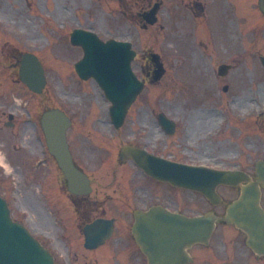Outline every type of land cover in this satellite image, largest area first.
Listing matches in <instances>:
<instances>
[{
	"label": "rangeland",
	"instance_id": "obj_1",
	"mask_svg": "<svg viewBox=\"0 0 264 264\" xmlns=\"http://www.w3.org/2000/svg\"><path fill=\"white\" fill-rule=\"evenodd\" d=\"M222 1L213 0L211 4L215 5L217 10L210 9V15L206 10V14L196 20L188 18L179 27L176 25L174 33L162 39V32L158 27L138 31L133 24L125 23L126 18L118 10L115 0H0V27L5 29H3L5 34L0 30V79L2 82L5 75L14 82L13 90L12 87L7 89L5 87V90L1 85L0 94L5 90L10 96L17 94L19 97L24 96L23 100L29 97L35 112L39 113L46 107L62 106L76 123L68 136L71 147H74L75 157L78 158L77 145L80 143L78 122L83 120L87 128L84 133L87 134V130L92 129L89 137L93 134L99 137V131L107 129L108 123L101 125L95 121L93 124L95 115L104 117L105 103L93 81L83 82L76 77L72 65L73 61L81 56L82 51L80 47L70 44L69 32L75 26L101 30L104 36L108 33L104 30H110L117 36H127V32L130 31L138 42L136 48L143 51L152 47L168 61L167 74L162 81L147 85L134 104L142 107L137 110L139 112H136V117L141 116L140 111H150L149 117H153L151 108L155 109L154 112L165 110L170 115L183 116V124L180 125L178 133L183 141L178 144L171 140L168 142L169 147L183 144L187 146L184 142L187 131L189 136L191 134V141L197 143L194 148L196 155L190 159L208 160L219 164L239 163L232 158L234 153H238L236 144L238 141L243 148L253 151L251 153L253 156L264 152V134H261L264 133V127L261 122L255 125L251 119L245 125H232L238 123L233 107L239 106L240 109H244L253 104L255 97L264 101V67L259 60V56L264 55V32L258 30V25L263 23L264 26V22H261L260 17V20L257 19L258 15L262 19L264 17L256 9L257 0ZM252 5L256 6L254 15L250 9ZM208 18L209 21L206 22ZM192 27L195 29L194 32H191ZM4 39L6 42H3ZM184 39L185 42L182 44ZM12 49L14 54L21 50L32 51L43 62L48 84L40 95L26 91L23 95L20 91L16 70L11 67L14 61L10 56ZM179 54L185 56L186 63L183 65L175 59L180 58ZM222 62L235 66L224 78L216 73L217 66ZM195 74L200 76L199 81ZM192 80L197 82L196 85H192ZM3 83L8 86V83ZM224 84H228L230 89L226 93L222 89ZM229 98H234V101L228 102ZM200 111L205 113L213 111L215 119L204 121L198 113ZM227 118L230 120L226 126L228 129L221 133ZM126 124H131L129 119L126 120ZM129 128L134 129L131 125ZM258 129L261 130L260 133ZM211 130L214 133L213 141L206 136V132ZM227 133L230 138L227 137ZM5 134L4 144H0V154L5 156L6 151L13 153L15 161L21 160V166L13 165L9 169L0 167V193L9 201L15 217L26 220V215L21 214L25 209L31 217L33 215L35 219L37 217L34 229L44 228L59 237L62 228L55 226V222L53 224V220H56V217L55 219L53 217L56 209L61 219L58 220L59 223H62L61 215L65 214L67 218L72 219L74 213L65 194L57 187L56 181L60 179L58 169L52 163L41 166L37 172L30 167L31 162L39 154V143L33 135L32 128L17 126L6 130ZM125 134L121 130L120 138L118 135L115 140L105 142H116L119 145L124 142L122 137ZM147 136L151 140L153 133L149 132ZM100 139L97 140V148L105 143ZM14 148L17 151H14ZM99 151L104 155L101 149ZM245 153L247 159L250 152L247 150ZM158 189L165 190L163 187ZM182 198L178 196V199ZM57 204L60 209L56 208ZM192 207L193 211H198L206 206L198 201ZM30 223L33 227L34 222ZM67 224L68 222H65V225ZM70 228L68 225L69 230ZM231 237L233 234L229 233L225 239ZM217 243L218 241H215V244ZM221 247L220 243L219 247H211L209 251L201 250L214 253L216 250L221 251ZM60 248L59 245L55 251L60 255L61 264H65V255L59 251ZM108 249H113V245L102 246L95 251L87 252L86 255L99 258V261L93 262L94 264H110L113 261L107 256ZM207 252L202 253L199 259L201 264H208L205 258ZM82 257V255L77 257L75 264L89 263V258L85 262ZM243 257L242 253L238 255L239 263L245 262ZM132 261H136V257L132 256L129 262ZM251 263L246 255V264ZM233 264H236V261ZM259 264H264V260Z\"/></svg>",
	"mask_w": 264,
	"mask_h": 264
},
{
	"label": "water",
	"instance_id": "obj_2",
	"mask_svg": "<svg viewBox=\"0 0 264 264\" xmlns=\"http://www.w3.org/2000/svg\"><path fill=\"white\" fill-rule=\"evenodd\" d=\"M39 74L42 75L41 66L34 55H25L24 62L21 67L22 78L29 83L40 85L43 82L38 78ZM57 111H49L42 118V125L45 131L50 151L56 157L59 165L63 169L66 178L69 182V188L72 191H79L80 177L79 172L74 168L71 157L67 148L64 136V128L67 126L68 121L65 116L58 115ZM234 175L223 174L219 180L232 181L235 180ZM199 189L208 192L209 188L198 187ZM254 190L244 191L241 198L234 202L228 209L229 221H234L238 226L246 230L250 236L248 242L254 246L257 245L259 251L264 252V214L258 206V193ZM159 217L149 218V214L137 215V226L142 230L143 226L148 225L151 234H157V239L164 238L163 243H167V238L171 235L173 238H178L183 242L185 239H206L212 227V218L210 214L201 220H190L183 216L174 217L173 215L159 212ZM7 223L12 225V221L7 217ZM159 223V224H158ZM140 244L143 245L146 239L143 233L137 236ZM188 240V241H189ZM39 252H44L41 247H38ZM170 247L161 248V250H169ZM167 252H161V254ZM168 258H166L167 260ZM165 260V261H166Z\"/></svg>",
	"mask_w": 264,
	"mask_h": 264
},
{
	"label": "flooded vegetation",
	"instance_id": "obj_3",
	"mask_svg": "<svg viewBox=\"0 0 264 264\" xmlns=\"http://www.w3.org/2000/svg\"><path fill=\"white\" fill-rule=\"evenodd\" d=\"M16 64H17V61L15 63H13V65H16ZM5 105H6L5 102H0V125H2L4 127L6 125L7 119L8 120L10 119L11 122H12V119H14L13 124H10V125H15L16 124L15 119L17 120L18 118L15 116L14 117L11 116V118H10L9 112H7V114H5V112H6L4 109ZM3 116H7V117H5L6 119L2 120ZM129 176H127L125 178V180H123L122 182H119L116 185V187L113 190L114 193L107 194L105 188H102V187L97 188L96 196L98 198H97V200H93V203L95 205H101L98 201H101L100 198L103 196H104V200H105L104 205L109 206V207H107L109 209L113 208V206H116L118 204L129 203V201L131 199H130L128 192L123 189L124 183L136 184L137 186H139L137 188L139 191H142L143 194L148 193L149 190L146 187H141L142 185L146 184L145 182H142V179L136 178L133 174H131ZM230 191H231V189H230ZM155 192H156V194L153 197H157V198L165 197V191L164 190L157 189ZM153 194H154V192H153ZM144 196H146V195H144ZM233 197H235V191L234 190H233L232 195H230L228 198L223 199L221 201V203H220L221 204L220 206H222L221 213L223 212V209L225 207V204H226L225 202H227L228 200H230ZM107 208L104 207L101 209H97L96 213L105 214V211L107 210ZM89 209H91V208L88 205H86V202L81 201V206L79 207V214L82 213L83 217L78 218V222L76 223L77 227H80L81 225H83L86 222V219L89 217L88 216L89 215ZM113 221L115 224L114 218H113ZM130 225H131V221L129 222V220L126 219L123 221L122 224H115V228H117L118 231H123L122 233H120V235L122 236V235L126 234L127 231H129ZM96 261H97V259H96Z\"/></svg>",
	"mask_w": 264,
	"mask_h": 264
},
{
	"label": "bare ground",
	"instance_id": "obj_4",
	"mask_svg": "<svg viewBox=\"0 0 264 264\" xmlns=\"http://www.w3.org/2000/svg\"><path fill=\"white\" fill-rule=\"evenodd\" d=\"M2 158V157H1Z\"/></svg>",
	"mask_w": 264,
	"mask_h": 264
}]
</instances>
